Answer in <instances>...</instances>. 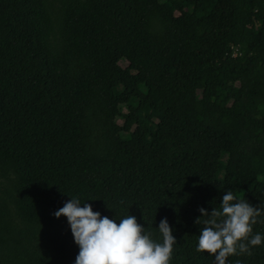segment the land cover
<instances>
[{
    "label": "trees",
    "instance_id": "obj_1",
    "mask_svg": "<svg viewBox=\"0 0 264 264\" xmlns=\"http://www.w3.org/2000/svg\"><path fill=\"white\" fill-rule=\"evenodd\" d=\"M228 190L264 236V0H0V264H75L71 197L214 264Z\"/></svg>",
    "mask_w": 264,
    "mask_h": 264
},
{
    "label": "clouds",
    "instance_id": "obj_2",
    "mask_svg": "<svg viewBox=\"0 0 264 264\" xmlns=\"http://www.w3.org/2000/svg\"><path fill=\"white\" fill-rule=\"evenodd\" d=\"M199 212L201 217L195 223L200 224L204 218L205 226L196 250L214 256V264H226L229 256L237 254L250 256V249L264 241L260 233L253 234V225L262 215V208L253 207L246 199H238L233 190L225 192L218 209L214 208L209 214L200 208ZM54 216L67 218L79 247L75 264H170L176 240L167 218L159 223L158 231L162 235V243H159L151 238V233L145 232L135 216L128 215L117 224L76 197H71Z\"/></svg>",
    "mask_w": 264,
    "mask_h": 264
}]
</instances>
